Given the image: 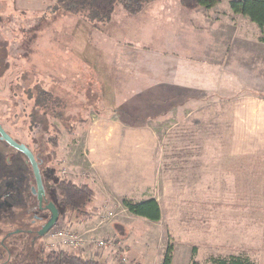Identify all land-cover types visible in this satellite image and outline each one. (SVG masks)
Masks as SVG:
<instances>
[{
  "label": "rangeland",
  "instance_id": "1",
  "mask_svg": "<svg viewBox=\"0 0 264 264\" xmlns=\"http://www.w3.org/2000/svg\"><path fill=\"white\" fill-rule=\"evenodd\" d=\"M205 17L228 23L232 50L240 51L238 38L264 47L259 28L231 12L228 0L194 11L153 0L136 14L117 4L107 22L68 13L55 0H0V124L40 161L43 187L66 178L93 190L88 216L58 209L53 193L59 215L52 231L81 236L79 255L162 264L171 244L172 264H189L193 247L198 264L230 255L264 264V134L254 117L238 113L253 114L254 100L240 85L230 93L159 85L170 63L208 46L207 37L182 33ZM31 187L28 160L0 141V237L27 228L29 251L39 243L68 249L45 234L37 240L41 220L32 221L45 213H31ZM149 197L159 204L158 221L122 203Z\"/></svg>",
  "mask_w": 264,
  "mask_h": 264
},
{
  "label": "trees",
  "instance_id": "2",
  "mask_svg": "<svg viewBox=\"0 0 264 264\" xmlns=\"http://www.w3.org/2000/svg\"><path fill=\"white\" fill-rule=\"evenodd\" d=\"M153 0H55L57 8L63 9L68 13L82 15L88 21L107 22L110 20L115 5H120L130 14L138 13L143 5ZM221 0H178L179 4L188 11H194L199 8L211 9ZM228 6L231 12L239 14L249 19L260 30L264 41V0H228ZM41 94L48 97V91H41ZM56 106L57 100H53ZM50 142L56 146V139L51 138ZM52 154L54 155L53 151ZM46 194L49 192V198L54 201V191L58 192L56 206L69 214L88 216L86 208L94 197V192L87 184H75L66 178L55 179L44 186ZM126 209L134 215L146 218L151 221H158L161 217V210L157 200L149 197L140 201H131L122 199ZM36 203L31 207V213L35 214ZM37 220L32 221L35 223ZM40 229V228H39ZM28 229H20L9 232L8 235L0 237V264H106L94 257H84L79 254L70 253L65 250L50 249L46 250L41 243L35 251L27 249ZM37 240L42 236L35 234ZM12 240L20 241L21 247H11L9 242ZM4 247H2V244ZM196 247L191 249V260L189 264H198L193 256ZM173 257V245L168 244L165 248L162 264H171ZM212 264H256L253 260L245 256L230 255L227 257H211ZM138 264V263H134Z\"/></svg>",
  "mask_w": 264,
  "mask_h": 264
},
{
  "label": "crops",
  "instance_id": "3",
  "mask_svg": "<svg viewBox=\"0 0 264 264\" xmlns=\"http://www.w3.org/2000/svg\"><path fill=\"white\" fill-rule=\"evenodd\" d=\"M199 27L198 29L191 27V31L182 29V33L191 34L192 37H207L208 46H203L198 50L191 47L184 59L180 58V61L170 63L169 67L165 68V71L160 75L159 85H165V87L166 85H175V88L177 85H199L197 87L206 88L209 91L218 90L229 93L230 85H240V89L246 91L242 94L243 97L247 100H254L255 109L253 114L251 110L247 111L241 108L238 113L240 115L243 113L247 117H254V124L258 126L256 132L260 131L264 134L263 45L256 40L246 41L238 38L237 47H240V51L238 49L232 50L230 47V28L228 23L225 24L224 19L205 17ZM246 54L249 59L244 58L242 64L237 63V57L241 58ZM250 62L252 63L250 64ZM253 89L261 92H253ZM245 122H248L249 126L251 119H246ZM257 135L255 134V136ZM248 136L250 135L248 134ZM66 250L71 253V250ZM74 252L79 254L77 251Z\"/></svg>",
  "mask_w": 264,
  "mask_h": 264
},
{
  "label": "water",
  "instance_id": "4",
  "mask_svg": "<svg viewBox=\"0 0 264 264\" xmlns=\"http://www.w3.org/2000/svg\"><path fill=\"white\" fill-rule=\"evenodd\" d=\"M0 140L7 143L9 146L13 147L14 149L21 152L30 163L32 173L35 180V187H32V193L37 192V196L40 198L43 192V184L42 179L39 171V166L37 163L36 158L34 157L33 153L30 149L23 143H19L14 140L8 133L0 125ZM46 208L50 210V216L47 221L41 226L38 231L39 236H43L50 228H52L58 220L59 211L57 207L53 203H49Z\"/></svg>",
  "mask_w": 264,
  "mask_h": 264
},
{
  "label": "built area",
  "instance_id": "5",
  "mask_svg": "<svg viewBox=\"0 0 264 264\" xmlns=\"http://www.w3.org/2000/svg\"><path fill=\"white\" fill-rule=\"evenodd\" d=\"M54 229V226L52 228H50L45 235L50 236V237H55L56 239H58L59 244L63 245L65 248H68V250H73V251H77L78 246L80 245V243L82 242L81 236L73 233L72 231H65V230H55L52 231ZM94 244L96 246H103L105 244V242L103 240H95V239H91L90 244Z\"/></svg>",
  "mask_w": 264,
  "mask_h": 264
},
{
  "label": "flooded vegetation",
  "instance_id": "6",
  "mask_svg": "<svg viewBox=\"0 0 264 264\" xmlns=\"http://www.w3.org/2000/svg\"><path fill=\"white\" fill-rule=\"evenodd\" d=\"M34 115L32 116V118L34 119ZM1 125V124H0ZM2 127V125H1ZM3 128V127H2ZM4 129V128H3ZM5 130V129H4ZM5 132L7 133V131L5 130ZM10 135V134H9ZM11 136V135H10ZM12 137V136H11ZM2 141V140H0ZM4 142V141H2ZM5 143V142H4ZM16 150V149H15ZM18 151V150H17ZM19 152V151H18ZM21 153V152H20ZM26 158V157H25ZM27 159V158H26ZM37 163H38V166H39V163L40 161L37 160ZM45 190H44V187H43V192L40 196V198L37 196V192L35 193H32V187H31V195H32V198L35 200V203H36V211H41L43 213H45V217L44 216H38L37 218H34L33 221H35L36 219H40L41 220V225H39V228H41V226L47 221V219L49 218L50 216V210L48 208H46V206L49 204V203H52L51 200L47 199L49 197L48 194H45ZM47 195V196H46Z\"/></svg>",
  "mask_w": 264,
  "mask_h": 264
}]
</instances>
